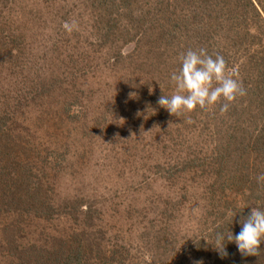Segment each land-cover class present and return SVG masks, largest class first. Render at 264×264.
I'll return each instance as SVG.
<instances>
[{
	"label": "rangeland",
	"instance_id": "1",
	"mask_svg": "<svg viewBox=\"0 0 264 264\" xmlns=\"http://www.w3.org/2000/svg\"><path fill=\"white\" fill-rule=\"evenodd\" d=\"M195 4L0 0V125L10 121L23 134L36 165L27 204L0 199V264H224L214 248L198 245L217 226L239 233L252 208L264 207L253 202L236 215L264 171V153L232 157L225 191L209 169L181 166L198 153L208 161L232 133L220 104L179 115L158 104L174 93L170 74L189 49L188 35L202 40L211 26L201 21L197 33L181 19ZM169 17L182 24L168 26ZM65 22L77 27L69 32ZM216 35L203 44L211 54ZM110 48L124 58L116 62ZM241 53L224 58L248 89L255 74L241 73ZM248 93L231 105L252 138L264 122V93H254L257 101Z\"/></svg>",
	"mask_w": 264,
	"mask_h": 264
},
{
	"label": "trees",
	"instance_id": "2",
	"mask_svg": "<svg viewBox=\"0 0 264 264\" xmlns=\"http://www.w3.org/2000/svg\"><path fill=\"white\" fill-rule=\"evenodd\" d=\"M204 1L208 2L209 0H196L198 9L201 10L193 9L191 7L188 14H182L181 19L184 22L187 21V24L192 26L193 24L195 26L197 25V33L200 31L198 27L201 21L211 23L210 28L207 29L208 34L202 33V40L198 41L199 36L194 38L193 36L188 35V37H192L191 39L189 38V44L187 43V45H190L189 49L197 50L199 48H205L208 53L211 54L210 48L203 44H205L204 41L207 36L210 37L212 32H217L215 39L219 43H215V46L217 47L216 50L219 54L225 56L227 51H231L235 55L243 52V56L239 60L240 66H244L241 73L245 69L249 75V71L252 69L255 76L252 78L253 83L250 88L248 87V89L246 84L243 81L242 82L244 87L247 89V92L249 91L248 99L257 101L254 93H264V0H216V2H218L217 8L213 5L216 3L215 1H213V4L212 2H209V4L211 3L212 5H210V8L207 7L208 12L202 10V5L206 4ZM174 24L182 23H180V20L177 22V20H173L169 17L167 25L170 26ZM202 26L203 25L201 24V27ZM171 29L174 31L172 27ZM228 33H231V36L225 37ZM173 36H176V34ZM106 40L109 39L107 38ZM206 42H208V40H206ZM110 49V52H112V58H114L116 62H118L120 58H124V56L117 51V48ZM139 79L134 78L133 82L137 85ZM259 103H262L258 111L260 117L264 113V96L259 98ZM227 113L229 114L228 130H231L232 133L228 131V135L226 134L224 136V141L220 145L211 149L212 158L208 161L201 159L199 156L200 153H198L196 157L193 158L192 162L188 161L181 164V166L186 169L189 167H196L198 170L201 169L204 172L205 169H209V173L213 174L215 182L220 184L222 191L227 190L226 186L228 184H226L225 179L223 178V173L224 175L228 174V172H226V168L232 162V157L239 154L244 155L247 150H258L261 154L264 153V122L261 124V128L257 127L259 130L257 129V131H255V137L251 138L253 132H249L247 129H240L239 127L237 122L238 117L236 107L230 105ZM1 121H4L3 117L0 118V122ZM10 124L11 123L9 121L8 123H4V125H0V199H3V202H6L5 200H9V202L15 203L18 206V204H27L29 192L30 190L33 191L29 188V185L30 183H33L35 174L33 167H31L30 164L33 166L36 165L32 163L30 153L28 156L26 155L30 145L23 140V134L18 133L16 135L13 132L11 127L12 124ZM5 126L7 128H4ZM249 138L250 140L246 141V139ZM41 164L42 166H46V168H48L49 161L43 159ZM160 168L162 169V167ZM196 168L191 171H193V173L196 172ZM39 169H41V167H39ZM260 173L264 174V171ZM226 180L229 181V178ZM252 183L253 187L248 191L245 200L243 198V201L241 202V204L245 203V205L236 211L237 216H240L243 213L245 214L246 212L244 210H246V208L253 202L261 203V205L264 203V181H260L258 183L256 176ZM239 190L240 189H238L237 192ZM28 205L32 206L33 204L29 203ZM79 207H81V204H78L76 210H78ZM232 218L233 219L231 221L237 219L236 216H233ZM229 227L230 226L223 225L215 227L211 231V234L209 233L207 237H204V240L199 243V248L203 251H209V249L213 250L214 234L217 231L227 233L230 229L233 234L238 233L239 229ZM71 246L72 244L68 243L65 246L62 245L61 247H58V249H62L64 247L72 248ZM84 248H87V245H85ZM235 248L238 252H235ZM225 252L226 255L221 254V252L214 248L213 254H215L212 255V257L224 264H264V244L261 245V251L258 253V256L242 255L234 243H227ZM26 258H28L31 262L32 257ZM250 259H252V261H250ZM67 261L70 264V261Z\"/></svg>",
	"mask_w": 264,
	"mask_h": 264
},
{
	"label": "clouds",
	"instance_id": "3",
	"mask_svg": "<svg viewBox=\"0 0 264 264\" xmlns=\"http://www.w3.org/2000/svg\"><path fill=\"white\" fill-rule=\"evenodd\" d=\"M63 26L69 32L77 27L75 22H65ZM179 60V70L170 74L174 93L162 95L158 100V104L171 114L179 115L197 108L207 110L217 104L221 105L220 112L226 113L233 102L247 95L243 82L228 68L223 55L209 54L205 48L189 49ZM257 181H264V174H260ZM199 211L193 209L194 214ZM227 243H234L242 255L258 256L264 244V207L252 208L238 234L230 229L227 233L217 231L214 234L213 246L221 254L226 255Z\"/></svg>",
	"mask_w": 264,
	"mask_h": 264
}]
</instances>
